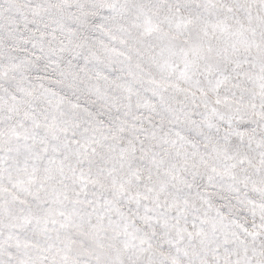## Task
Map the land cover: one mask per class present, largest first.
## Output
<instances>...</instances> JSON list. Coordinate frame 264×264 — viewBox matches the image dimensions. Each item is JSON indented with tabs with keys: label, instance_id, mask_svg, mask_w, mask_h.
<instances>
[{
	"label": "snow or ice",
	"instance_id": "1",
	"mask_svg": "<svg viewBox=\"0 0 264 264\" xmlns=\"http://www.w3.org/2000/svg\"><path fill=\"white\" fill-rule=\"evenodd\" d=\"M0 264H264V0H0Z\"/></svg>",
	"mask_w": 264,
	"mask_h": 264
}]
</instances>
